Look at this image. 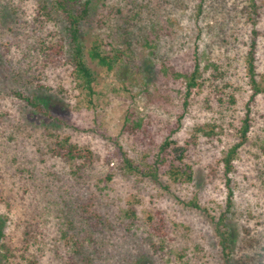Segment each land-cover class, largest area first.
<instances>
[{"label": "rangeland", "instance_id": "374dc122", "mask_svg": "<svg viewBox=\"0 0 264 264\" xmlns=\"http://www.w3.org/2000/svg\"><path fill=\"white\" fill-rule=\"evenodd\" d=\"M89 1L80 30L91 93L73 73L65 22L38 0H0V219L11 250L5 259L0 247V264H226L220 229L230 264L256 254L264 264V0H253V22L251 0ZM253 44L263 93L252 102ZM94 45L117 56L111 69L91 59ZM196 57L203 81L184 104ZM59 137L85 157L51 154ZM165 140L163 155L186 149L190 180L166 176L167 163L158 182L142 176ZM28 233L33 246L19 240Z\"/></svg>", "mask_w": 264, "mask_h": 264}, {"label": "trees", "instance_id": "16d2710c", "mask_svg": "<svg viewBox=\"0 0 264 264\" xmlns=\"http://www.w3.org/2000/svg\"><path fill=\"white\" fill-rule=\"evenodd\" d=\"M39 3V10L43 14H45L46 17H48V20H53L55 17H59L62 21L65 22V31L67 32V39H68V48H69V54H70V61L73 69V73L77 77L78 80H80L82 86L89 92H92V83L94 81L93 75L91 70L88 68L84 61V45L82 43L81 39V25L86 22L89 19L90 16V1L89 0H38ZM248 11V19L252 21L253 16H257V6L256 3L251 0V4L249 6ZM43 18V17H42ZM255 45L253 44L250 48V51L248 53V56L245 60V74L249 82V87L251 89V95H250V101L253 102L255 98L263 93V89H261L260 85L257 82V71H256V57H255ZM61 48L64 49V46H61ZM90 57L93 60H96L97 63L101 66H105L108 69H111L113 67V63L115 62L117 56L110 57L105 55L101 52V49L99 46L94 45L90 51ZM215 72L218 74H222V72L219 70V67L215 68ZM216 78V77H214ZM185 96H184V104H187V100L192 95V92L196 89H199L201 87L203 77H202V71H201V63L200 58L196 57L195 63L193 65L192 72L189 74V76L185 77ZM24 100L28 104H30L33 108L40 112H47L48 110L45 106V103L37 100L34 96L33 97H23ZM249 129V118L246 117L243 120L242 126L240 128V141L239 143L233 145L229 148V150L226 153V156L223 158L222 162L224 164V172L225 176L229 173L233 172V161L235 158V155L237 153L239 145L245 140L246 134ZM210 133V132H209ZM172 145V141L165 140L160 149V155L156 157V160L154 163L149 167L147 171L143 173V177H148L154 182H158V173L160 170V167H163L167 163V168L165 169L164 174L168 176L169 178H172V180H178L182 177H184L187 180H190V172L188 171V167L184 165L181 162V157L184 156V151L186 152V149L178 150L177 148L173 149L172 155L173 157L170 159H166L168 156H172L166 153V155H163V152L166 151V149L169 148V146ZM51 154H54L55 156H60L65 158L67 161H73L75 159L84 158L83 151L79 149L76 145H73L69 142L68 137H59L54 141V146L50 150ZM88 161H91L93 157L88 152L87 156ZM124 166L126 169L131 170L132 172L137 171L138 169L132 165V163L125 158L124 159ZM137 173V172H136ZM14 177V176H13ZM227 184L229 182V179L227 178ZM229 187V184H228ZM229 193L227 197V210L231 208V198H232V190L228 188ZM195 206V204H194ZM220 235V242L222 246V252L224 255V260L226 264H230L229 260L227 259V253L226 250L229 248V241L231 240V235L228 233V231L221 230L219 231ZM30 234H26L22 238H20V242L25 243L26 246H31L30 244ZM9 237L5 235L3 230V219H0V247L4 249V258L7 259L10 255L9 252H11L10 248L8 247V241ZM33 240V239H31ZM24 245V244H23ZM33 246V244H32ZM2 254V253H1ZM32 254V253H31ZM260 254H256L252 260L250 261L249 257L242 258L240 260H236L234 264H255V262L260 263ZM26 264H36V259L33 258V256H28L25 258ZM249 262V263H248Z\"/></svg>", "mask_w": 264, "mask_h": 264}]
</instances>
